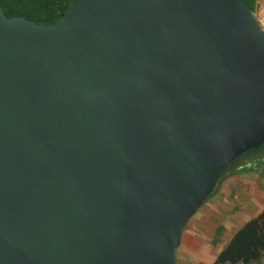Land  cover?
<instances>
[{"label": "water", "instance_id": "obj_1", "mask_svg": "<svg viewBox=\"0 0 264 264\" xmlns=\"http://www.w3.org/2000/svg\"><path fill=\"white\" fill-rule=\"evenodd\" d=\"M264 141V28L240 0L0 8V264H176L220 168Z\"/></svg>", "mask_w": 264, "mask_h": 264}, {"label": "crops", "instance_id": "obj_2", "mask_svg": "<svg viewBox=\"0 0 264 264\" xmlns=\"http://www.w3.org/2000/svg\"><path fill=\"white\" fill-rule=\"evenodd\" d=\"M261 156L218 179L182 228L176 264H210L232 232L264 207V153Z\"/></svg>", "mask_w": 264, "mask_h": 264}, {"label": "trees", "instance_id": "obj_3", "mask_svg": "<svg viewBox=\"0 0 264 264\" xmlns=\"http://www.w3.org/2000/svg\"><path fill=\"white\" fill-rule=\"evenodd\" d=\"M76 1L0 0V8L7 17L22 16L36 24L51 25L66 14ZM240 1L247 9L255 12L257 0ZM263 151L264 141L257 148L247 149L220 168L208 195L218 179L245 169L246 164L260 161ZM210 264H264V207L232 232Z\"/></svg>", "mask_w": 264, "mask_h": 264}, {"label": "built area", "instance_id": "obj_4", "mask_svg": "<svg viewBox=\"0 0 264 264\" xmlns=\"http://www.w3.org/2000/svg\"><path fill=\"white\" fill-rule=\"evenodd\" d=\"M254 14L259 24L264 28V0H257Z\"/></svg>", "mask_w": 264, "mask_h": 264}, {"label": "rangeland", "instance_id": "obj_5", "mask_svg": "<svg viewBox=\"0 0 264 264\" xmlns=\"http://www.w3.org/2000/svg\"><path fill=\"white\" fill-rule=\"evenodd\" d=\"M256 5H257V3H256ZM255 8H256V6H255ZM263 153H264V151H263Z\"/></svg>", "mask_w": 264, "mask_h": 264}]
</instances>
